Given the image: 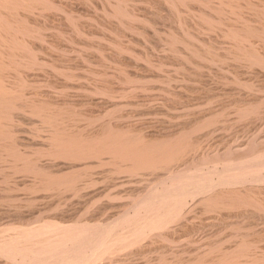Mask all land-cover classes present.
I'll return each instance as SVG.
<instances>
[{"label":"bare ground","instance_id":"bare-ground-1","mask_svg":"<svg viewBox=\"0 0 264 264\" xmlns=\"http://www.w3.org/2000/svg\"><path fill=\"white\" fill-rule=\"evenodd\" d=\"M0 264H264V0H0Z\"/></svg>","mask_w":264,"mask_h":264}]
</instances>
